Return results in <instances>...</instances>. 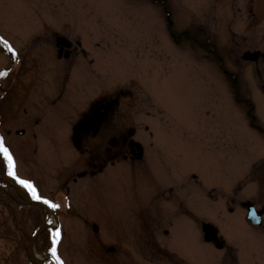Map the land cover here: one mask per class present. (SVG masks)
Wrapping results in <instances>:
<instances>
[{
  "label": "rangeland",
  "instance_id": "1",
  "mask_svg": "<svg viewBox=\"0 0 264 264\" xmlns=\"http://www.w3.org/2000/svg\"><path fill=\"white\" fill-rule=\"evenodd\" d=\"M55 34L78 53L60 59ZM0 37L14 50L0 43V88L28 89L41 117L35 136L3 140L16 175L59 206L62 264H264V221L244 203L264 205V0H0ZM117 88L145 160L70 182L96 144L77 150L70 124Z\"/></svg>",
  "mask_w": 264,
  "mask_h": 264
},
{
  "label": "flooded vegetation",
  "instance_id": "2",
  "mask_svg": "<svg viewBox=\"0 0 264 264\" xmlns=\"http://www.w3.org/2000/svg\"><path fill=\"white\" fill-rule=\"evenodd\" d=\"M58 39H62L64 42L60 56H58L60 59H68L72 53H78L77 42H75L76 46H72L74 44L72 40L55 34L53 40L57 55H59V50L56 46ZM66 70L67 69H63L64 72H66ZM125 92L126 90L124 88H117L112 92L100 94L97 98L88 102L78 113L73 124H70V133L68 132L69 138H71L72 142L73 137H78L80 139V147L77 148V150H80L83 143L86 141H96V144H89L87 147L89 151L92 152V159L86 164L87 169L76 170L70 182H76L77 178H82L86 175L92 178L97 177L99 174L105 172L106 168H113L121 163L131 162L133 160H145L144 144L132 138L136 131L135 128L130 122H126L124 118L120 121V117L123 115H120L118 111V107H120V102L118 103V100L121 96H124ZM29 95V90L26 88H0V130L4 135L9 136L10 134H15L17 136H35L33 127L39 123L41 117L39 114H36L38 111H36L37 107H35V101L27 98ZM52 102L54 103L55 100L53 99ZM28 107L31 108L28 110ZM19 110H21V114L18 117V121L11 122V119ZM7 119L10 120L7 121ZM3 121H5V123H3ZM62 174L64 173L62 172ZM1 176L3 175H0V178H2ZM67 176H69V174ZM64 181L69 182L67 179L64 180L63 177V182ZM162 190L165 191V188L161 187L158 191V195ZM171 190L173 193L172 187ZM156 193L157 192H154L151 197ZM244 203L247 206L253 205L255 207V205L249 203V201H245ZM177 206H179V204H177ZM263 208L264 205H262L261 210ZM185 210L188 211L187 208ZM260 215L264 221V212ZM167 230L168 229L165 230V233H167ZM220 239L222 247L224 246V241L222 238ZM113 249L112 246L108 247L109 251Z\"/></svg>",
  "mask_w": 264,
  "mask_h": 264
},
{
  "label": "trees",
  "instance_id": "3",
  "mask_svg": "<svg viewBox=\"0 0 264 264\" xmlns=\"http://www.w3.org/2000/svg\"><path fill=\"white\" fill-rule=\"evenodd\" d=\"M247 117L256 124L252 104L247 106ZM257 129L264 133L262 127ZM4 174H8L7 164L0 156V175ZM27 192L24 186L0 179V264H36L29 256V239L42 222V211L35 202L24 200L21 194ZM54 231L46 228L37 236L36 252L52 248Z\"/></svg>",
  "mask_w": 264,
  "mask_h": 264
},
{
  "label": "water",
  "instance_id": "4",
  "mask_svg": "<svg viewBox=\"0 0 264 264\" xmlns=\"http://www.w3.org/2000/svg\"><path fill=\"white\" fill-rule=\"evenodd\" d=\"M56 45L59 47V56H60V52L62 49V46L64 45V42L62 41V39H58L56 42ZM258 56L257 52H252V53H244L243 54V58L248 59V60H256ZM73 142L75 144L76 147H79L80 145V139L78 137H73ZM16 187V186H15ZM38 204L42 205L41 202H37ZM264 211V208L261 211H257L253 205H248L247 206V213H246V219L247 221L252 224V225H260L262 223V218L260 217V214ZM45 216V214H44ZM46 227V223L43 221V223L39 226V228L37 229V231L35 232V234L33 236L30 237L29 239V254L31 256V258L33 259V261L35 263H40V261H38L34 256H33V242H34V238L43 231V229ZM202 232H203V238L205 241L207 242H213L216 246H220L221 245V241L219 239L218 236V228L213 225L210 222H204L201 226Z\"/></svg>",
  "mask_w": 264,
  "mask_h": 264
},
{
  "label": "snow or ice",
  "instance_id": "5",
  "mask_svg": "<svg viewBox=\"0 0 264 264\" xmlns=\"http://www.w3.org/2000/svg\"><path fill=\"white\" fill-rule=\"evenodd\" d=\"M0 43H3L6 47H8L9 51H13L14 52V50L8 44V41L4 40L3 37H0ZM4 75H6V73L3 72V71H0V76H4ZM0 156L3 157L4 161L7 164L8 174L10 176H13L17 180L18 183L23 185L32 194V197L34 199L42 200L44 203L48 204L52 208L59 207L58 205L54 204L50 200H47L46 198L40 196L37 193V191H36V189L33 186L31 181L24 180V179L16 176V173H15V162H14L12 153L10 152L9 148L4 143L3 137H0ZM59 235H60V230L57 228L53 232V246H52L51 249H49V251L52 253L53 257L57 260V264H62V261H60L59 257L56 255V242L59 239Z\"/></svg>",
  "mask_w": 264,
  "mask_h": 264
}]
</instances>
